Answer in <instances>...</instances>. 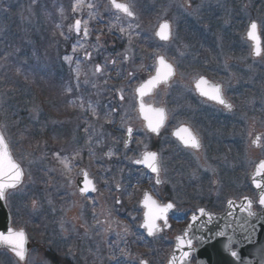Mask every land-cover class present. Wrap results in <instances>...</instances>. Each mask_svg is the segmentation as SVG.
<instances>
[{
	"label": "flooded vegetation",
	"instance_id": "obj_1",
	"mask_svg": "<svg viewBox=\"0 0 264 264\" xmlns=\"http://www.w3.org/2000/svg\"><path fill=\"white\" fill-rule=\"evenodd\" d=\"M240 2L241 0H222L219 7L222 13L225 11L227 20L233 21V27L237 29L244 25L239 17ZM183 30L184 26L180 32ZM175 33V40L173 34L168 43L157 41L156 45L150 47L153 53L149 54V61L136 59L129 62L127 58H123L124 61L128 60L125 62L130 63L126 77H123L119 58L111 59L108 63V76L105 80L102 79L106 89L110 91V96L106 98L111 108L123 109L128 114V120L120 123L104 122V125L111 135L117 132L118 137L123 140L127 138L126 130L129 127L133 129L130 144L127 149L124 146L122 148L123 160L118 162L122 165L121 170L119 169L122 173V183L120 187L113 189V182L107 173V170L113 168L111 160H108L110 167L104 168L105 173L90 174L87 171L95 191L87 195H79L75 191L66 192L67 199L70 200L73 196L75 203L73 209L61 210V218L65 220H62L58 230L62 236H48L46 246H42L48 264H60V259L66 264H117V261L120 264H140L141 260L145 261V264H167L174 252L176 241L184 236L191 217L197 215L200 209L212 215H219L224 212L228 202L247 197L242 196L241 191L251 188L248 179L250 172L246 174L245 179L242 169L231 170L229 160L232 155L241 154L239 136H242L243 131L247 133L245 138L251 140L253 151L260 150L264 138L260 137L258 142L253 144L257 140V135L254 134L256 123H253L256 122L255 95L249 98L248 103L240 101L241 92L246 91L240 87L242 49L237 45L225 48L224 40L220 38L204 42L186 38L182 33L178 35L179 32ZM192 54H195L193 60L190 58ZM158 57H163L165 62L172 66L174 74L170 83L153 91L149 98L143 100L146 106L163 108L166 113L162 128L156 136H152L145 131L142 122H130L128 106H131L135 121L139 120L136 104L134 108L132 106L134 97L131 96V100H123L122 94H134V89L148 78V74L154 72ZM222 57L226 59L222 60ZM201 77L219 85L224 98L231 105L230 110L209 103L196 95L193 85ZM225 80H231L227 89L224 86ZM114 88L119 89L115 92L117 102L113 97ZM246 114L250 116L245 118ZM181 126L188 127L198 137L199 148H185L180 140L174 137L173 133ZM137 143L143 144L139 146ZM145 151L158 155L161 181L159 184L156 182L155 173L142 167V164L133 163L134 160L140 159ZM108 154L109 148L100 157ZM115 155H118V152H115ZM226 165H229V168H226ZM99 170L102 172L103 168L100 167ZM145 193L160 205L173 204V208L167 213V224L164 220H157V230L151 238H146L144 231L140 229L145 214L142 203ZM117 200L119 203H116ZM253 209L255 210V207ZM73 210V215L68 212ZM66 223H72V252L68 248L71 246L69 240L61 239L66 238L70 228ZM188 236L191 244L188 250H184L188 255L181 263L177 262L178 264H198L200 256L196 255L204 251L200 246L203 241L192 239V232ZM54 243L59 246H54ZM227 249H210L206 264L211 260V264H221L220 259L223 258L231 262L229 256H220ZM229 250L235 251L236 248L233 246ZM56 253L61 258L54 260L50 254ZM232 264L239 262L233 259Z\"/></svg>",
	"mask_w": 264,
	"mask_h": 264
},
{
	"label": "rangeland",
	"instance_id": "obj_2",
	"mask_svg": "<svg viewBox=\"0 0 264 264\" xmlns=\"http://www.w3.org/2000/svg\"><path fill=\"white\" fill-rule=\"evenodd\" d=\"M30 1L31 0H0V130L15 160L21 165L25 174V181L23 186L7 195L6 203L8 210L11 211L12 216L16 221L15 224L17 226L23 225L24 222L26 223V228L31 234L30 237L32 243L34 245H41L50 235L48 233L44 235L43 231L38 232L32 222L35 218L42 219L43 210L46 205V199L48 196L50 202L53 204L52 196L58 194L59 187L62 186L60 185V181H63V179L61 178L60 171L63 170L64 174L67 176L66 182L71 178L73 179V173H75V171L73 172L72 167H74L76 164H79L78 162L75 163V161L78 160V157L75 156L78 139L82 138V140L84 141L83 150L86 149V145L89 147L90 145L94 146V150L103 149L107 142V140H104V135L97 129H94L92 131V135L90 136L93 140V143L90 144V140H85V138H83L79 134L78 126L75 125L76 123L73 125L71 124V122H109V120H106V118L110 119L109 115L113 110H106L107 108H105L104 105L107 93L110 91H107V86L102 80L103 77L94 73L95 68L98 65L95 63L97 59L95 58L92 60L93 65L90 66V70L92 71H88V69L85 70V67L83 66V73L81 75L79 74L78 76L76 73L77 65H73V54L75 52L78 54H84L86 53L85 50L92 49L91 51H93V54L95 56H98L97 58L102 59V66L106 67L112 57L110 56V54H108L107 46H105V44L103 43V41L105 42V34L102 33L103 31H99L97 33L98 35H95V30V32H90V41L88 43L79 42L76 37H81L79 35L76 37L73 36V34H71L72 30L71 32H69L73 21L75 19L81 20V18H85L87 24H85L86 26H83V28L85 27L87 31L88 29L93 28V26L90 27L89 25H94L90 20L101 21V23L103 24L102 27L107 28V26H109V30H106V33H108L109 37L108 39H116L117 35H119V38H123L125 41H130L131 38L129 37H133V35H130L129 33L134 32L135 27L138 25L137 23L144 19L139 18L138 15L141 11V8H139L133 0H118V2L127 4L131 11L134 13V19L131 22L130 20L121 17L117 13L116 15L112 14L111 7L107 3V0H79V3L78 0H52L53 4L51 6V10L46 9L44 4L45 0H33L31 5H28L27 7V3L29 4ZM153 1L154 0H150L147 3V6H152ZM101 4L103 6L107 4V13H104L107 16L106 19L105 17L104 19L102 18V14L96 12L100 9V11L103 13V11L101 10ZM18 5H20L21 8H28L27 12H22V10H20V12H16L14 10V7H18ZM73 5H77L76 11H73ZM166 5L170 7L173 5V2L170 0L166 1ZM92 6L94 9L92 8ZM179 7L180 6L177 4V10L179 9ZM67 13L70 16V21L68 20V22L65 23V25L69 29L67 37L61 34L62 32L58 33L57 41L55 39L46 38V35L42 36V32L45 30L46 25L48 24L47 18L51 14L52 17L50 20H54L57 25L56 18L58 20H62L63 14L66 15ZM84 23L85 22L83 21L82 24L84 25ZM110 24L117 25L118 27L123 29V32L119 30L121 34L117 33V29ZM131 24H133L134 27ZM156 25L153 26L154 28L152 27L150 29V32L152 30L151 38H153L154 36L153 34L156 30ZM55 29L57 31V27ZM175 31L176 30L175 28L173 30L172 25L174 40L177 38ZM15 38L21 39L20 43L22 44L23 48H27L32 45L34 46V49L43 47L44 43L48 41L50 53L46 58L47 61L45 60V58L41 57V60L45 64L43 66L39 65V53H41V51L38 52V50H36L34 53L27 54L28 62L25 61L21 57V55L26 51L25 49H23V52L19 57V59L22 61L19 60L20 62H17L18 66H16L15 68V73L14 75H11V70L10 67H8V64L11 63V60L18 58L15 51L18 49L19 45L13 44V46L11 47L9 43ZM43 39L45 40L43 41ZM41 40L43 41L42 43ZM77 41L79 42V44L77 43ZM74 46L76 48L75 52L73 51ZM134 54H136L135 51ZM192 55L193 56H190V58L193 60V58H195V54ZM65 56H71L72 60L65 61ZM225 59V57H222V60ZM81 65L82 64L79 63V66ZM257 65L259 68H261V62ZM65 66L71 69L72 72H74V74H71V76L76 75V77L70 78V72L66 73V75H68L71 79L69 80L68 78L66 80L69 85L67 92L61 86L62 79L58 80V75L54 74L57 70L59 73L61 68L64 69ZM244 69L246 68L244 67L240 71V84H243L244 87H249L252 93L256 91V93L259 94L260 91L263 90L264 81L259 80V85L254 83L253 75L251 74L249 76L248 74L250 72L247 73L248 68L247 71L245 70L246 72L243 71ZM24 72L25 74H22ZM21 74L25 77H29L28 83L30 84H33L38 77H40V80L38 82L39 85L43 84V80H51L52 83L48 87H46V90H36L33 88L28 89V85H21L23 80L21 81L18 78H23ZM104 75L105 72L102 74V76ZM79 78L82 79L81 84L84 88V92L78 95V92L76 90L77 88H75L74 85H77V81ZM230 81L231 80H225L224 86L226 89L230 86ZM116 91H119V89H114V96L117 95L115 94ZM122 95L123 100H131V92ZM259 95H262L260 97L261 101L255 103L257 109H255L254 112L256 111L255 114L257 116V119L256 122H253L256 123V126L254 128V134L256 135L264 132V110L261 108L264 106V96L263 94ZM108 96H110L109 93ZM75 98H77L78 101L83 100L84 102L78 107V111L80 113L79 117L68 115L65 119V117L60 115L58 118H55V120L58 122L57 127L46 125L50 128V130L52 129V132H54V136L61 135V132H64L65 128H68L67 132L69 138L67 140H69V142L63 141L62 143H60L62 149L64 148L63 144L67 143V146L66 150H62V153H59L64 157L62 160L67 163L68 167L66 168L64 163L59 164L61 161H58L59 166L57 167L55 163L56 157L54 159L48 158V146H46L45 142H41V144H39L40 142L38 139L41 136H44L43 133L39 138H27L28 133L25 125H27V127H35L37 129V134H40V127L42 126L43 122L45 123L46 121H49L51 119V117L45 112L46 109H54L56 110V114L58 115L59 111L63 110V108L69 107L68 110L71 112V108L76 107L77 109V106L74 105L75 103L73 101ZM94 102L96 103L95 106ZM134 105L135 102L134 100H132V106L134 107ZM94 107L98 110V114L101 115L97 116V119L96 117H94ZM121 108H123V106H121ZM130 108L131 106H128L127 108V113L130 114V122H140L139 120L135 121V116L130 111ZM120 114L124 119L121 122H127L126 120L128 119L126 118V115L128 114H126L123 109H120ZM249 116L250 115L246 114L245 118ZM21 117L23 118L21 119ZM245 118L242 117V119ZM242 119L240 118V120L244 122V120ZM55 120L53 119L49 122H56ZM245 134L247 135V133H244L243 131L242 136H239L241 137V154H239V156L232 155L231 158L229 157V163L231 164L230 168L232 171L238 170V168L242 169L246 179V174L253 169L254 164L257 161L264 159V140L261 142L262 146L260 150L253 151L251 147V140L246 139ZM122 144L123 138L122 141L120 140L118 146L119 148L117 150L120 149V151H122ZM137 144L140 146L143 143ZM57 148L58 151L61 150L60 147ZM110 148L114 150V146L112 143H110ZM115 152L116 150H114V153ZM100 153L102 152L100 151ZM97 155H99L98 152ZM228 166L229 165H226V168ZM119 183L120 182L118 180L114 182V187L119 185ZM245 191L249 192L246 193ZM252 191L250 189H242L241 195L253 197L252 199H254V194ZM34 201L36 202L35 206L33 204ZM62 201L63 199L60 200V202ZM57 205V203L53 204L52 209V213L54 214V230L57 229L55 220V214L59 211V206ZM71 208L72 207L70 205V209ZM58 220L61 221V218H59ZM73 237V228L71 227L70 231H68L66 235V238L62 237L61 239H63L64 241L66 239L71 242ZM70 245L71 246L69 247V251H72V243ZM40 257L41 256L37 252V250H33L32 254L27 258L25 264H45L39 261ZM0 264L16 263L7 255L3 254L0 256Z\"/></svg>",
	"mask_w": 264,
	"mask_h": 264
},
{
	"label": "snow or ice",
	"instance_id": "obj_3",
	"mask_svg": "<svg viewBox=\"0 0 264 264\" xmlns=\"http://www.w3.org/2000/svg\"><path fill=\"white\" fill-rule=\"evenodd\" d=\"M79 3V0H78ZM112 6L120 11L123 12L128 17H133L134 13L131 11L128 5L119 3L118 0H111ZM77 5H73V11H76ZM86 23V22H85ZM80 25L81 21L76 20L75 21V29L77 32L80 31ZM169 29L170 25L168 22H163L159 25V29L156 31L155 35L159 37L161 40L167 41L169 39ZM123 32V29H121ZM87 29L85 28V35H87ZM248 38L253 41L254 46V54L260 55V38L257 33V23L251 22L249 25L248 30ZM73 51H76L75 46L73 47ZM127 57H125L126 59ZM65 61H71V56H65ZM95 71L97 73L101 72V67L99 65L96 66ZM77 76L79 75V64H77L76 69ZM173 69L172 66L167 64L163 57H158L156 61V69H155V75L149 78L147 81H144L137 89L136 93L138 96V103H139V111L144 116V119L147 121V130L151 131L153 133H158L159 129L163 126L165 120H166V113L163 108H152L151 106H145L142 97L149 91L151 88L155 87L158 83L161 82H167L169 77L172 75ZM196 90L200 93L202 96H206L209 99H212L219 104L223 105L227 109H231V105L227 104V102L223 99L221 90L218 85H208L207 81L204 80L203 77H201L196 82ZM94 111V110H93ZM127 138L125 139V147L128 146L129 141L132 138L133 129L129 127L126 130ZM174 136H176L182 144H184L186 147L191 148H199L200 147V141L196 135L193 134V132L188 128L181 126L177 131L173 133ZM259 139V138H257ZM257 141H254L256 143ZM108 155H111L109 153ZM59 158V157H57ZM65 164V167L67 168L68 165L65 161H61ZM133 163L138 165H143L147 169H149L152 173L156 174V182L159 184L161 181L159 179V172H160V165H159V159L158 155L155 152L145 151L140 159H136L133 161ZM22 171L19 168V166L15 163V161L12 159L7 146L5 144L3 136H0V200L6 199V189L8 188H15L17 184L20 183L22 178ZM256 176H264V162H261V164L257 167ZM254 187L257 189L264 188V181H257L255 178L253 180ZM119 187V186H118ZM95 191L94 185H92V182L87 179V176L85 175V186L80 189L81 193H85L87 191ZM35 201L33 202L35 206ZM116 203H119V200L116 201ZM144 207L147 209L144 214V222L140 225V227L146 229L147 234L149 236L153 235L154 231L157 230V220H164L165 224H167V213L173 208L172 203H168L166 205H160L152 199L147 193H145L144 200L142 201ZM231 205V202H229ZM259 204L261 206H264V192H261L260 198H259ZM245 208L248 209V215L252 216L253 213L250 210L251 204H247L246 206H241V210H245ZM202 215H205V210L200 209L199 210ZM209 220H211V215L208 216ZM192 220H196V216L192 217ZM187 235V233H185ZM183 239L178 238V244L181 246L183 245ZM187 243L190 245L191 241H187ZM26 237L25 233L23 231H14L11 227L6 226L5 230H0V246H7L9 247L15 254L16 257H18L20 260H23L26 253ZM188 253L184 252L180 256V260L182 261L187 257ZM233 256L236 255L235 252L232 253ZM176 260V257H173V264ZM117 264H120L119 261H117ZM140 264H145V261L141 260Z\"/></svg>",
	"mask_w": 264,
	"mask_h": 264
},
{
	"label": "water",
	"instance_id": "obj_4",
	"mask_svg": "<svg viewBox=\"0 0 264 264\" xmlns=\"http://www.w3.org/2000/svg\"><path fill=\"white\" fill-rule=\"evenodd\" d=\"M155 87L151 89H154ZM150 91L151 90H149L148 92ZM139 114L142 120L147 125V121L144 119V116L140 113V111H139ZM261 162H264V161H261ZM261 162L256 165L253 173L250 174L251 184L256 191L257 204L260 207L261 211L259 213H253L252 216H249L248 209L245 208V210L242 211L241 206L242 205L246 206L249 203L252 206V202H250L249 200H242L239 204H232L228 206L226 213L223 214L222 216L216 217V218L212 217L211 220L207 222L206 224L207 227L204 228V231H212V230L218 231L219 229V231H224L226 234L232 231V232H235L236 234L235 238H239L240 240H242V242H246V241H243V239H246V240L249 239L251 241L250 244L246 242L244 247L243 246L239 247L240 249H238L234 257V259H236L237 258L236 256L240 254L241 261L236 260L239 262V264H264V206H261L259 204V198H260L261 192H264V188L257 189L256 187H254V184H253L254 178L257 181H264V176H256L257 167L261 164ZM11 189H14V188H8L6 189V191L11 190ZM6 226L9 227V218H8L7 212L4 207V200H0V230L6 231ZM215 246H217V244H215ZM0 248L8 249L15 256L14 252L9 247L0 246ZM25 248L27 252V249H28L27 240H26ZM16 258L19 261L24 260V259L20 260L18 257ZM203 258L206 260L207 255L205 254ZM212 262L213 261L211 260L209 264H211ZM220 263L221 264H232L230 261H228L225 258H223L222 260L220 259Z\"/></svg>",
	"mask_w": 264,
	"mask_h": 264
},
{
	"label": "trees",
	"instance_id": "obj_5",
	"mask_svg": "<svg viewBox=\"0 0 264 264\" xmlns=\"http://www.w3.org/2000/svg\"><path fill=\"white\" fill-rule=\"evenodd\" d=\"M41 86V85H40ZM34 89V88H33Z\"/></svg>",
	"mask_w": 264,
	"mask_h": 264
}]
</instances>
